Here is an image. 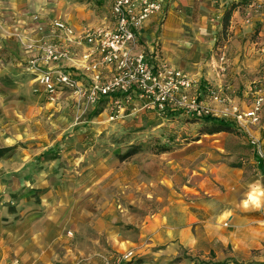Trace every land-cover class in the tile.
I'll list each match as a JSON object with an SVG mask.
<instances>
[{
  "label": "rangeland",
  "instance_id": "374dc122",
  "mask_svg": "<svg viewBox=\"0 0 264 264\" xmlns=\"http://www.w3.org/2000/svg\"><path fill=\"white\" fill-rule=\"evenodd\" d=\"M233 2L236 6L232 12L239 9L249 16L264 13V6L254 0H231L223 7L218 31L211 21L217 33L205 59L212 61L209 67L214 69L213 81L220 77L216 70L227 69L221 47L228 39L232 12L225 26L223 15ZM160 3V9L135 29L137 40L130 49L133 54H143L149 67L180 70L191 80L186 90L175 89L174 98L164 100L150 98L146 93L140 96L141 91L134 85L127 89L110 86L124 81L123 69L104 60L98 43L89 41L86 35L113 30L114 2L99 27L82 30L80 35L61 19L46 24V28L45 24L37 25L42 34L38 54L30 57L24 67L29 72L41 71L33 73L38 86L31 90L39 98H29V108L25 103L16 104L20 107L17 113L12 117L3 113L0 120L2 137H7L5 144H12L0 152V203L6 205L14 218L12 222L19 226L23 241H29L32 222L35 242L51 245L54 252L49 255L50 264H191V252L184 248L174 256L154 254L142 242L148 234L142 237L141 233L144 224L154 219L170 224L171 217L176 225L178 211L172 204L191 197V167H197L204 155L209 156L191 146L203 144L207 137L200 132L213 127L212 120L199 116L224 118L230 125V130L212 136L213 144H223L225 148L211 152V161L233 165L244 160L251 174L264 160V151L260 157L251 142L256 139L262 145L254 131L260 128L264 107L260 124L254 126H242L223 116L225 108L238 106L242 110L251 105L250 88L258 80L264 87L263 77L259 78L262 75L249 81L246 95L242 93L244 85L229 87L235 83L230 74L220 77V84H206L201 74L191 72V54L185 55L188 62L181 63L175 61L178 56L174 54L170 58L169 49L163 50V42L169 39L165 35L167 27L163 26L169 6L164 0ZM155 14L160 16L152 35L140 39V30ZM35 20L39 22L36 17ZM55 21L63 22L66 29H57ZM258 27L255 24L254 28ZM45 29L50 36L64 38L65 43L51 40ZM187 38L191 36L183 33L182 48L191 52ZM76 45L83 50L79 52ZM47 46L60 56L47 58ZM40 62L63 66L43 68ZM60 72L70 76V83L57 81ZM46 73L56 84L54 92L47 91L42 82ZM107 85L110 89L102 92ZM129 150L135 153L125 157ZM209 262L199 260L198 264H223Z\"/></svg>",
  "mask_w": 264,
  "mask_h": 264
},
{
  "label": "crops",
  "instance_id": "0c3cea01",
  "mask_svg": "<svg viewBox=\"0 0 264 264\" xmlns=\"http://www.w3.org/2000/svg\"><path fill=\"white\" fill-rule=\"evenodd\" d=\"M229 1L164 0L169 7L163 26L167 27L165 35L169 39L163 42V50H171L170 53L168 50L170 58L173 59L171 54H174L178 56L175 61L181 63L188 62L186 56L191 54V72L195 70L201 74V80L208 81L206 84H217L221 82L220 77L230 74L235 83L229 87L235 89L239 84L244 85L242 93L246 95L249 93L250 80L261 75L259 78L264 79V13L262 16H249L239 9L232 12L228 39L221 47L227 69L225 72L216 70L220 74L219 79L211 80L214 69L209 65L212 61L205 59L217 33L211 21L216 23L218 31L223 7ZM254 1L264 6V0ZM113 2L0 0V120L3 113L8 114V117L16 114L20 109L16 104L25 103L29 108V98H39L31 90L38 86L33 73L40 74L41 71L29 72L24 67L30 57L38 54L37 47L42 38L36 29L38 23L45 24L46 28V24L61 19L80 35L82 30L99 27ZM159 16L155 14L143 25L139 32L140 39L152 35V27ZM255 24L259 27L254 28ZM45 30L51 40L65 43L64 38L50 36V31ZM183 33L186 37L191 36L187 38L190 39L187 45L191 46V52L188 48H182L180 38ZM170 40H174V43ZM77 42L81 43L80 40ZM170 42L173 44L170 45ZM21 44L33 45V48L28 49ZM75 48L79 52L83 50L78 45ZM39 66L49 68L63 65L55 63L46 66L40 62ZM254 132L261 138V149L264 151V118L260 128ZM3 134L0 127V152L4 151L3 147L12 145L5 144L7 137H2ZM213 135H202L207 137L203 144H191V148L197 146L209 156L204 155L197 167H191V197L172 204L178 211L176 225L172 223L175 220L171 217L168 219L170 224L159 223L158 219H154L144 224L141 236L148 234V238L142 242L147 243L149 249H153L159 257L166 253L174 256L180 248H184L191 252V264H198L199 260H214L223 264H264V160L257 163L251 174L244 160H238L233 165L220 160L217 163L211 161V152L223 151L225 148L223 144L212 143ZM250 192L257 194V202H245ZM0 204V264H50L48 258L54 252L53 248L50 244L35 242L36 233H33L32 222H29L31 236L25 242L19 226L12 222L14 218L6 211V205L3 202ZM29 215H32L30 210Z\"/></svg>",
  "mask_w": 264,
  "mask_h": 264
},
{
  "label": "built area",
  "instance_id": "2783aa9c",
  "mask_svg": "<svg viewBox=\"0 0 264 264\" xmlns=\"http://www.w3.org/2000/svg\"><path fill=\"white\" fill-rule=\"evenodd\" d=\"M161 7L160 0H115L113 5V14L115 16V27L113 30L98 31L87 34L89 41H96L100 46L104 60L114 64L116 69H123L124 81L110 83V86L127 89L131 85L136 86L141 95L146 93L150 98H174V90L183 88L186 90L192 85L191 80L180 70H169L165 66H159L156 70L149 67L145 62L144 55L133 54L130 45L137 39L135 29L148 18L151 14L158 11ZM54 26L57 29H66L65 24L55 21ZM69 31V30H68ZM47 58L56 59L60 56L51 47L45 48ZM53 77L46 73L42 77V82L49 92H54L55 82ZM57 81L70 83V76L60 72L57 75ZM261 81H254L253 87L250 88L252 102L249 107L239 109L238 106L223 109V116L242 126L260 124L262 111L264 107V87ZM107 85L102 92L110 89ZM101 89V87L99 88ZM182 98H186L183 96ZM159 106L162 102L158 103ZM200 113L202 110H197ZM251 142L257 147V154L262 155V149L258 140L252 139Z\"/></svg>",
  "mask_w": 264,
  "mask_h": 264
},
{
  "label": "trees",
  "instance_id": "16d2710c",
  "mask_svg": "<svg viewBox=\"0 0 264 264\" xmlns=\"http://www.w3.org/2000/svg\"><path fill=\"white\" fill-rule=\"evenodd\" d=\"M236 6V2H233L231 4V6L225 11L224 15H223V24L224 26L227 24V21L230 17V14L232 12V10L234 9V7ZM200 118H203L205 121L207 120H212L213 123V127L209 128L206 131H201L200 134H214L220 131H228L230 130L229 128V122L224 119V118H218V119H214V118H210L209 116H199ZM196 140V139H194ZM135 153L134 150H129L128 152H126L125 157L130 156L131 154ZM138 264L141 263L140 261L137 262ZM210 263V262H209ZM234 264H238L237 262H234Z\"/></svg>",
  "mask_w": 264,
  "mask_h": 264
},
{
  "label": "bare ground",
  "instance_id": "6f19581e",
  "mask_svg": "<svg viewBox=\"0 0 264 264\" xmlns=\"http://www.w3.org/2000/svg\"><path fill=\"white\" fill-rule=\"evenodd\" d=\"M258 192V191H257ZM248 196H247V200L245 201L246 203L247 202H257V200H258V196H257V194L256 193H254V192H250L249 194H247ZM261 195V194H260Z\"/></svg>",
  "mask_w": 264,
  "mask_h": 264
}]
</instances>
